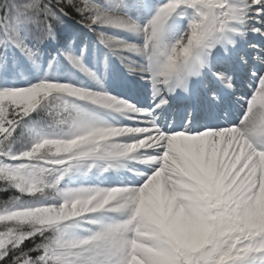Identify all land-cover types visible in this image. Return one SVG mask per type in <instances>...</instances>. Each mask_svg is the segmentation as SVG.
Instances as JSON below:
<instances>
[{
  "label": "snow or ice",
  "instance_id": "obj_1",
  "mask_svg": "<svg viewBox=\"0 0 264 264\" xmlns=\"http://www.w3.org/2000/svg\"><path fill=\"white\" fill-rule=\"evenodd\" d=\"M0 264H264V0H0Z\"/></svg>",
  "mask_w": 264,
  "mask_h": 264
},
{
  "label": "trees",
  "instance_id": "obj_2",
  "mask_svg": "<svg viewBox=\"0 0 264 264\" xmlns=\"http://www.w3.org/2000/svg\"><path fill=\"white\" fill-rule=\"evenodd\" d=\"M0 198H2V197H0Z\"/></svg>",
  "mask_w": 264,
  "mask_h": 264
}]
</instances>
